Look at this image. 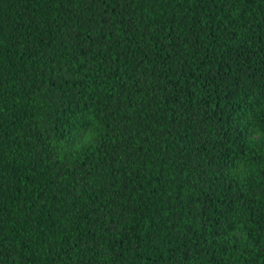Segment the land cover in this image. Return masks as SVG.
Listing matches in <instances>:
<instances>
[{
	"label": "trees",
	"instance_id": "1",
	"mask_svg": "<svg viewBox=\"0 0 264 264\" xmlns=\"http://www.w3.org/2000/svg\"><path fill=\"white\" fill-rule=\"evenodd\" d=\"M0 264H264V0H0Z\"/></svg>",
	"mask_w": 264,
	"mask_h": 264
},
{
	"label": "clouds",
	"instance_id": "2",
	"mask_svg": "<svg viewBox=\"0 0 264 264\" xmlns=\"http://www.w3.org/2000/svg\"><path fill=\"white\" fill-rule=\"evenodd\" d=\"M93 120H94V118H93ZM90 138H91V134H90ZM243 239L246 241V240H247V236L245 235V236L243 237Z\"/></svg>",
	"mask_w": 264,
	"mask_h": 264
}]
</instances>
